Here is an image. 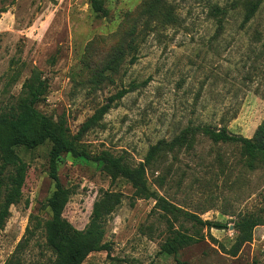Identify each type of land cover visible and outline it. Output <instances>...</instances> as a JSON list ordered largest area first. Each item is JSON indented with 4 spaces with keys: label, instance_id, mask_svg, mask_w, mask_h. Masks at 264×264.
I'll list each match as a JSON object with an SVG mask.
<instances>
[{
    "label": "rangeland",
    "instance_id": "374dc122",
    "mask_svg": "<svg viewBox=\"0 0 264 264\" xmlns=\"http://www.w3.org/2000/svg\"><path fill=\"white\" fill-rule=\"evenodd\" d=\"M147 2L103 0L107 15L97 16L91 0H0V110L38 71L48 90L37 107L65 116L77 134L124 90L82 138L92 156L123 154L133 165L144 162L158 141L194 128L190 144L162 152L147 169V185L175 206L226 227L196 230L187 217L157 207L154 197L136 195L127 180L65 157L59 175L72 194L63 216L75 228L85 229L96 201L116 195L102 221L107 247L82 264L264 263V166L255 162L247 169L240 145L214 143L199 128L226 127L252 138L264 121V1L248 21L245 0H164L169 16L138 18ZM135 24L137 35L127 40L120 63L99 81ZM47 154L46 146L23 153V197L0 232V264H51L55 258L41 226L50 217L47 200L55 188ZM248 217L260 223L232 254L237 223ZM172 229L199 239L176 256L167 254L162 245Z\"/></svg>",
    "mask_w": 264,
    "mask_h": 264
},
{
    "label": "trees",
    "instance_id": "16d2710c",
    "mask_svg": "<svg viewBox=\"0 0 264 264\" xmlns=\"http://www.w3.org/2000/svg\"><path fill=\"white\" fill-rule=\"evenodd\" d=\"M262 1L264 0H245L246 21L255 15ZM91 7L97 16L107 15L103 0H91ZM169 15L166 14L164 0H149L138 18L146 16L150 19L157 17L164 19ZM137 29L138 24H135L133 30L127 33L126 39L122 40L120 52H113L105 62L98 74L99 81L106 77V71L116 69L121 57L129 47L127 40L131 37L135 39ZM47 90L46 79L42 78L38 71H34L32 76L23 83L21 93L15 98V102L0 110V232L11 215V206L19 203L23 197V186L28 169V163L25 161L23 153L32 152L43 146L48 147V173L55 186L47 200L50 217L41 224L45 233L46 245L55 256L51 264H82L91 252L106 249L107 246L103 243V216L110 213L116 203L114 193L105 194L94 203L90 222L85 229L75 228L63 216L64 208L72 194V190L62 183L59 175L60 165L65 157H70L74 161H90L98 165L112 180H127L135 188L136 195L154 197L157 207L165 213L172 214L175 218L179 215L187 217L192 222V228L196 230L204 226L209 228L226 227L220 222L203 220L200 216L175 206L165 197L157 196L147 185V169L162 152L173 151L184 144H190L189 135L194 128H185L171 141H158L149 148L144 162L137 165L130 164L123 154L114 155L103 152L92 156L83 142L84 133L98 126L112 107L113 102L126 92L121 90L112 96L107 104L98 108L92 116L86 119L77 134H73L65 116L55 118L43 113L37 107L40 102L45 100ZM199 128L214 143L240 145L243 165L247 169H255V162L264 166V121L259 125L252 138L233 134L226 127L201 126ZM259 221L255 217H248L237 223L240 234L232 254H235L238 247L245 241L251 239L252 229L260 223ZM198 239L199 236L196 233L174 229L173 235L169 236L162 245V251L176 256L181 248L193 244ZM255 264L264 263L255 262Z\"/></svg>",
    "mask_w": 264,
    "mask_h": 264
}]
</instances>
